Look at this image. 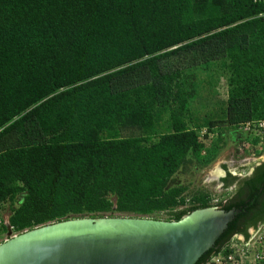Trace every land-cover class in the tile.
Masks as SVG:
<instances>
[{
	"label": "trees",
	"instance_id": "1",
	"mask_svg": "<svg viewBox=\"0 0 264 264\" xmlns=\"http://www.w3.org/2000/svg\"><path fill=\"white\" fill-rule=\"evenodd\" d=\"M222 78L226 99L201 116L208 104L197 102ZM259 119L264 1L0 0V210L11 233L113 212L178 221L214 206L236 214L195 264L226 256L264 223V161L243 177L225 165L228 197L216 204L169 182L211 164L226 129L238 135L226 134L233 157L247 155L256 140L237 126ZM204 128L212 137L201 140Z\"/></svg>",
	"mask_w": 264,
	"mask_h": 264
},
{
	"label": "water",
	"instance_id": "2",
	"mask_svg": "<svg viewBox=\"0 0 264 264\" xmlns=\"http://www.w3.org/2000/svg\"><path fill=\"white\" fill-rule=\"evenodd\" d=\"M235 214L234 210L224 212L208 207L193 210L178 221L104 217L67 219L14 235L0 244V251L18 239L66 224L77 227L83 223L93 227L98 222L114 225L147 223L156 229L151 232L115 229L105 234L71 235L43 245L28 246L12 261L2 264H195L213 247ZM7 228L6 235L10 236L11 230Z\"/></svg>",
	"mask_w": 264,
	"mask_h": 264
},
{
	"label": "rangeland",
	"instance_id": "3",
	"mask_svg": "<svg viewBox=\"0 0 264 264\" xmlns=\"http://www.w3.org/2000/svg\"><path fill=\"white\" fill-rule=\"evenodd\" d=\"M215 94H211L210 97L206 100L205 97H207V94H204V99H201L199 102H197V106H201L203 103L208 104L207 106H203L200 115L202 116L205 112H213L217 111V108L215 107L216 103H221L226 99V86L224 79H220L218 81L217 86L214 89ZM207 101V102H205ZM201 103V104H199ZM198 106V107H199ZM213 107H215L213 109ZM200 109V108H199ZM226 129V128H225ZM227 130V129H226ZM223 131V137L225 139V146L221 149V151L217 154L216 159L209 165L203 167V168H197L193 167L190 170H179L170 180L169 184L171 186L173 185H186L188 186L187 192L192 193L197 190H205L210 193L211 203L216 204L220 201H223L226 197H228V191L224 190L220 187V183L218 179H212L211 176L213 172L218 168L220 170V167L225 164L227 169L232 173H239L242 172L241 167L246 170V168L250 167L253 163H255L258 160H264V150L261 152L262 154L260 156H257L256 158L252 159H246V161H242L239 159H236L233 157V151L235 148V145H232L233 149L231 150V142L229 138L226 136L227 131ZM125 135V134H123ZM221 171V170H220ZM223 175V174H222ZM186 192V193H187ZM3 217H6L8 215V209L7 205H3L2 210H0ZM101 217L104 218H143V219H154V220H163L166 221L168 216L164 213H157L152 214L150 216H135L132 214H126V213H106L103 214ZM74 218H88V216H69L67 219H74ZM254 230H249V239L245 241L242 237L238 236V242L231 241L229 244V248H232L234 251L233 254L237 256L236 258L240 259V256L242 258L243 264H246L249 261H252L253 254L251 252L250 254V246L252 245L251 239H253L254 236ZM19 233H11L10 236H7L6 234H3L0 236V244L6 241L7 239H10L14 235H18ZM254 250L256 252V246H254ZM247 251V252H245ZM253 263V262H252Z\"/></svg>",
	"mask_w": 264,
	"mask_h": 264
},
{
	"label": "bare ground",
	"instance_id": "4",
	"mask_svg": "<svg viewBox=\"0 0 264 264\" xmlns=\"http://www.w3.org/2000/svg\"><path fill=\"white\" fill-rule=\"evenodd\" d=\"M221 171L216 168L211 178L216 179L221 175ZM77 224V223H76ZM119 231H135V232H151L156 229L147 223H117L116 225L109 222H98L93 227H87L85 224L80 223V226L73 227L70 224L63 225L61 227L53 228L49 231H44L39 234H32L25 238L18 239L14 243H11L7 247L0 251V264L6 263V261H12L18 254L22 253L25 248L32 245H43L50 240H56L59 238H65L71 235H78L80 233L86 234H105L112 230Z\"/></svg>",
	"mask_w": 264,
	"mask_h": 264
},
{
	"label": "built area",
	"instance_id": "5",
	"mask_svg": "<svg viewBox=\"0 0 264 264\" xmlns=\"http://www.w3.org/2000/svg\"><path fill=\"white\" fill-rule=\"evenodd\" d=\"M253 1H260V0H253ZM237 131L244 134H248L249 136H251L256 140V144L252 146L253 148L249 151V153L243 157H239L238 159L242 161L244 160L246 161V159L255 158V155L259 153L264 147V119L252 120L241 123L237 126ZM206 137L211 138L212 134L207 132V130L204 128L200 131V139L202 140ZM246 142H242L239 145L238 147L239 151L240 150L242 151L243 149L246 148L247 146ZM2 224L10 228L8 224V217L7 216L3 217L0 212V226ZM251 241H252V245L250 246V254L252 252L253 258L252 261H249L246 264H264V223L254 230V236L253 239H251ZM254 246H256L257 249L256 252L254 250L255 249ZM233 252L234 251L232 250V248H230V252L226 256L223 254H217L206 264H243L241 256L240 259L239 258L237 259L236 258L237 256H235Z\"/></svg>",
	"mask_w": 264,
	"mask_h": 264
},
{
	"label": "flooded vegetation",
	"instance_id": "6",
	"mask_svg": "<svg viewBox=\"0 0 264 264\" xmlns=\"http://www.w3.org/2000/svg\"><path fill=\"white\" fill-rule=\"evenodd\" d=\"M264 160H258V161H256L255 163H253L252 165H251V167L250 168H247V170H246V172H245V174L244 175H242V176H240V177H243V176H249L252 172H253V169H254V167H253V165H258V164H260L261 162H263ZM225 166V164H223L221 167H220V170H221V175L222 174H224L223 176H219V178H218V180H219V183H220V187L222 188L223 187V185H222V183H221V178H223L225 175H226V172L227 171H225L224 170V167ZM217 179V178H216ZM231 190L233 189V188H230ZM225 200V199H224ZM223 200V201H224ZM216 208H218V207H216ZM218 209H220V208H218ZM252 229V228H251ZM248 233H249V231H248Z\"/></svg>",
	"mask_w": 264,
	"mask_h": 264
},
{
	"label": "crops",
	"instance_id": "7",
	"mask_svg": "<svg viewBox=\"0 0 264 264\" xmlns=\"http://www.w3.org/2000/svg\"><path fill=\"white\" fill-rule=\"evenodd\" d=\"M236 133H237V132H231V133H229V134L227 133V134L229 135L228 137L231 138V137H233V136H238ZM232 140H233V138H232ZM234 140H235V139H234ZM230 145H231L230 148H231V150H232L234 147L232 146V144H230ZM232 147H233V148H232ZM7 217H8V215H7Z\"/></svg>",
	"mask_w": 264,
	"mask_h": 264
},
{
	"label": "clouds",
	"instance_id": "8",
	"mask_svg": "<svg viewBox=\"0 0 264 264\" xmlns=\"http://www.w3.org/2000/svg\"><path fill=\"white\" fill-rule=\"evenodd\" d=\"M262 153H261V151L259 152V153H257L256 155H255V158L257 157V156H260ZM233 174H235V173H233ZM224 175V174H223ZM223 175H220V176H223ZM218 179V178H217ZM214 207V206H213ZM7 234V233H6Z\"/></svg>",
	"mask_w": 264,
	"mask_h": 264
}]
</instances>
